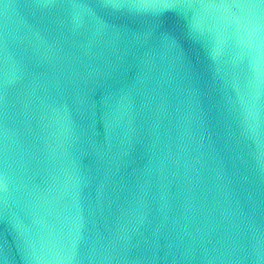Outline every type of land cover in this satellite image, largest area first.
<instances>
[{"label":"water","instance_id":"1","mask_svg":"<svg viewBox=\"0 0 264 264\" xmlns=\"http://www.w3.org/2000/svg\"><path fill=\"white\" fill-rule=\"evenodd\" d=\"M0 264H264V0H0Z\"/></svg>","mask_w":264,"mask_h":264}]
</instances>
